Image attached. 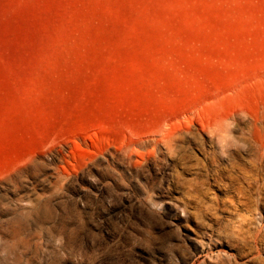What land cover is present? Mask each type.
Returning <instances> with one entry per match:
<instances>
[{
  "label": "rangeland",
  "instance_id": "1",
  "mask_svg": "<svg viewBox=\"0 0 264 264\" xmlns=\"http://www.w3.org/2000/svg\"><path fill=\"white\" fill-rule=\"evenodd\" d=\"M0 264H264V0H0Z\"/></svg>",
  "mask_w": 264,
  "mask_h": 264
}]
</instances>
